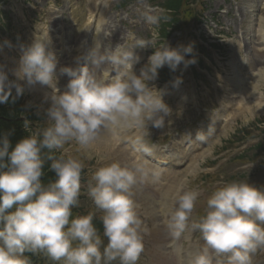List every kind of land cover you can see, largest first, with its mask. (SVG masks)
Wrapping results in <instances>:
<instances>
[{"label": "clouds", "instance_id": "obj_1", "mask_svg": "<svg viewBox=\"0 0 264 264\" xmlns=\"http://www.w3.org/2000/svg\"><path fill=\"white\" fill-rule=\"evenodd\" d=\"M142 17L152 26L147 38L117 43L105 51L97 42L89 53L91 67L79 64V56L77 67H61L59 73L70 78L63 92L57 87L58 61L49 34H34L32 43L23 47L18 67L9 69L0 63V103L10 97L14 102L36 85L51 89L44 95L48 105L43 110L44 127L32 130L26 120L29 135L15 147L8 133L0 135V264H30L26 252L43 254L56 264H138L144 238L133 189L158 174L118 161L95 171L87 194L103 213L102 238L94 214L73 216L84 164L56 153L73 141L87 148L105 129H142L148 122L164 127L172 110L151 82L165 65L176 71L181 63L185 68L196 63L194 55L186 59L194 44L171 47L159 32L161 22L169 17L151 10ZM110 35L104 32L105 37ZM139 47L154 51L137 74ZM180 83V77L173 81L174 86ZM196 139L203 136L198 133ZM46 163L55 179L44 184ZM198 197L196 190L179 189L169 212L173 240L191 229L205 242L189 264H212L209 250L225 255L227 264H253V255L264 248V187L244 180L225 183L207 199L198 222L189 223Z\"/></svg>", "mask_w": 264, "mask_h": 264}, {"label": "rangeland", "instance_id": "obj_2", "mask_svg": "<svg viewBox=\"0 0 264 264\" xmlns=\"http://www.w3.org/2000/svg\"><path fill=\"white\" fill-rule=\"evenodd\" d=\"M204 2L206 5V11L207 13L205 16H210L213 17V20L219 25L221 24L223 27H218L217 30H224L222 28H225L223 25V22L225 25L228 27L227 31L224 30V35H219L220 39H224L225 34H227V37L229 38L228 40H232L235 37L237 27H241V31H245L244 24L240 23L239 18L241 17V9L245 6L246 1L245 0H197ZM118 0H116L114 8L112 7V2L110 1L108 3L107 10L105 11V17H107V20H112L114 18V12H117L119 10L116 6ZM64 4V11H65V17L67 16L66 13V5L67 2L63 0L62 2ZM216 10H222V11H227L229 12V15H226V13H216L214 16L212 12H215ZM140 15H138L139 17ZM263 17H264V12H263ZM66 20V18H65ZM137 22H140L137 20ZM67 25V22H65ZM13 32L15 34L17 41L12 42L11 40L8 41V43H0V63H3L6 65L7 68H16L18 67V55H22L23 47L29 45L31 42H28V44H24V46L16 49V46L14 45H8V44H13L17 43L20 40L25 39V35L29 33V30L27 28V32L25 30V27L21 24H15ZM70 29L68 27L65 30V36L66 39L69 41L70 40ZM218 35V33H216ZM83 35V34H80ZM79 35V36H80ZM77 36V37H79ZM186 31L182 33H175L172 34L169 38H173L172 42H175L173 45H181L185 40L187 39ZM4 38V37H3ZM2 39V37H0ZM52 45H54V39H51ZM168 43V42H167ZM61 54H65L64 51H62ZM10 78H12L10 76ZM14 91V90H13ZM15 92V91H14ZM48 91H45L43 88H41L40 85H36L32 89L26 88L24 94L22 95V100L25 102L27 106L29 104L31 105L32 108L37 109L39 112H43V110L48 106L47 102L44 100V95ZM172 107L176 110H178L177 107L172 105ZM262 110V109H261ZM249 113H247V116ZM246 116V115H245ZM246 116V117H247ZM103 133V134H102ZM106 133V130H102L101 133L99 134L98 138L91 143L87 148H83L80 145H78L75 141L66 143L63 148L61 149L60 153L64 154L65 156H71L79 159L80 161L83 162L84 168H86L88 171H92L93 169L97 170L99 167L104 166L105 164L111 163L113 161H118L121 163V165H127L131 168H136V166L130 161L128 155L125 153V151L121 149L117 144H113L112 150L107 149L104 147L103 142L101 141L102 144H99V137L104 135ZM114 149V150H113ZM75 152L78 153L77 156H75ZM82 156L83 158L80 159L79 157ZM103 158V159H102ZM243 168L248 169L250 168V165H245ZM142 184L138 183L135 188L133 189L134 191V200L141 203L142 201H146L148 199V194L141 189ZM148 207L154 212V209L150 207V204L148 203ZM95 206V205H94ZM145 207V206H144ZM96 208V206H95ZM146 208V207H145ZM97 209V208H96ZM98 210V209H97ZM149 210V213L152 214V211ZM100 211V210H99ZM101 212V211H100ZM155 233H161L160 230L156 229L154 230ZM160 238V236H158ZM155 245H149L147 250H145V255L148 257H151L155 262L159 259L160 253Z\"/></svg>", "mask_w": 264, "mask_h": 264}, {"label": "trees", "instance_id": "obj_3", "mask_svg": "<svg viewBox=\"0 0 264 264\" xmlns=\"http://www.w3.org/2000/svg\"><path fill=\"white\" fill-rule=\"evenodd\" d=\"M23 116V119H22ZM25 117L35 119V114L27 111L21 98L14 102L11 97L7 103H0V135L8 133L12 147L22 138L29 135V132L24 128ZM55 179V174L48 170L47 163L45 164V174L41 177L44 184Z\"/></svg>", "mask_w": 264, "mask_h": 264}, {"label": "bare ground", "instance_id": "obj_4", "mask_svg": "<svg viewBox=\"0 0 264 264\" xmlns=\"http://www.w3.org/2000/svg\"><path fill=\"white\" fill-rule=\"evenodd\" d=\"M251 14L253 15L254 13L252 12ZM257 32L260 33V36L264 37V31H262L260 27L257 29ZM259 74H260L261 78L264 76V66H261V70H260ZM255 106L259 107V105H257L256 103L255 104L250 103V104H248V106H245V108L248 109V107H249V110L251 112H253V111H255L257 109V108L256 109L254 108ZM108 134H105V136L102 135V136L99 137V144H102L101 143V141H102L103 144H104V147H106L107 149L112 150V146L111 145L115 144V140H114L113 137H110V134L109 135ZM100 139H101V141H100Z\"/></svg>", "mask_w": 264, "mask_h": 264}]
</instances>
